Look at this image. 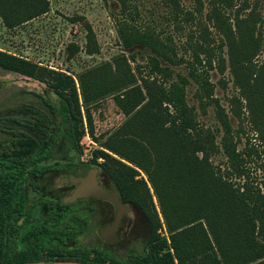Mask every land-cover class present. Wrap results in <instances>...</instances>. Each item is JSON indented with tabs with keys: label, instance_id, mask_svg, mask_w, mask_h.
Returning a JSON list of instances; mask_svg holds the SVG:
<instances>
[{
	"label": "trees",
	"instance_id": "16d2710c",
	"mask_svg": "<svg viewBox=\"0 0 264 264\" xmlns=\"http://www.w3.org/2000/svg\"><path fill=\"white\" fill-rule=\"evenodd\" d=\"M115 1L120 5L117 27L123 47L140 46L153 54L146 78L137 76L131 67L129 60L133 61V57L121 55L112 63L80 74L79 94L72 76L0 51L1 69L45 83L56 97L52 100L38 95L36 105L13 109L0 117V133L7 136L0 139V165L6 167L5 181L0 172V192L4 183L7 189L6 218L0 216V264H264V192L253 173L260 171L264 185V61H258L264 51L259 29L263 24L261 14L247 2L238 6L236 0H209L206 14L223 38L219 48H228L231 71L240 91L234 103L245 101L250 130L258 141L252 146L247 138L240 151V138L226 110L214 97L210 79L214 62L217 60L219 66L224 59L201 44L196 45L192 62L178 57L171 41L138 22L139 13L132 0ZM161 1L176 19L195 16L184 10L180 0ZM49 11V0H0V17L9 29ZM91 33L86 53L95 55L99 50ZM200 51L206 55L205 60L200 58ZM69 52L72 59L75 51L71 46ZM162 61L174 66L186 64L188 77L177 75L174 79L175 71ZM190 79L199 87L202 107L216 108L223 130L220 146L214 132L200 124L196 108L187 101ZM109 95L114 96L126 120L102 146L147 175L169 238L159 234L162 224L147 183L136 179L135 169L99 150L95 157L106 160L100 166L111 176L120 199L138 208L148 222L144 251L119 257L98 247L65 250L63 244L81 234L82 228H51L41 222L32 230L33 236L29 230L28 243L23 248L11 245L10 234L17 238V225L10 207L18 201L20 182L26 181L24 169L33 165L41 172L42 164L53 158L62 140L81 152L82 107L94 136L93 108ZM220 153L227 158L223 168L212 162ZM93 164H97L96 160Z\"/></svg>",
	"mask_w": 264,
	"mask_h": 264
},
{
	"label": "rangeland",
	"instance_id": "374dc122",
	"mask_svg": "<svg viewBox=\"0 0 264 264\" xmlns=\"http://www.w3.org/2000/svg\"><path fill=\"white\" fill-rule=\"evenodd\" d=\"M180 2L184 10L194 13L195 16H180L181 19H176L170 16V9L161 0H132L133 6L139 13L138 22L143 27L154 29L161 38L171 41L178 57L192 62L194 49L196 45L201 44L204 48H209L210 52L216 54L219 59H224L219 66L216 60L215 68L210 71V79L214 85V97L226 110L233 129L240 138L238 150H244L247 138H250L249 145L256 146L258 141L254 139L255 136H252L250 130L245 101L234 103L240 91L231 71L228 48L224 46L222 49L219 48L223 38L216 32L206 16L209 0H180ZM244 2L257 7L261 14L263 24L259 25V29L264 41V0H236L238 6ZM49 3L50 11L47 14L14 29L7 28L0 17V51L72 76L77 83L79 94H81L78 81L80 74L104 63H112L116 57L121 55L134 58L133 61L129 60V63L137 76L146 78L150 75V58L153 56L151 50L140 46L125 49L121 43L117 27L120 5L115 0H49ZM200 11L203 13L200 14ZM232 13L229 11V14ZM228 17L233 19V16ZM91 32L99 50V53L95 55L86 53ZM70 46L71 50L75 51L72 59L69 58ZM200 52V58L205 60L206 55L203 51ZM258 61L259 63L264 61V51ZM162 64L175 71L174 79L177 80V75L188 77L189 70L186 64L174 66L164 61ZM186 89L187 101L190 106L196 108L200 124L214 132L220 146L223 130L216 117L215 106L202 107L198 97L199 87L193 80L190 79V85ZM38 95H46L52 100L56 98L45 83L0 68V117L13 109L19 110L26 106L36 105L39 101ZM80 100L83 105L81 97ZM82 114L84 135L80 141L81 152H76L71 144L62 140L53 158L43 165L49 170L41 173L36 182L33 196L35 195V199L40 201L39 222L55 228L70 226L82 228L81 234L63 244L65 250L75 247H98L119 257L131 252L142 253L144 251L149 226L138 208L130 206L131 211L125 216L124 224L120 227L115 242L107 243L100 237L99 229L114 220L115 210L110 204L90 200L62 204L63 199L69 196L72 190L69 188L67 177L75 175L81 169L98 167L100 169L99 179L103 185L109 189L113 188L115 184L111 176L100 166L105 164L106 160L95 157L96 152L103 150L135 169L138 172L136 179L147 183L162 224L159 234L169 238L157 198L147 175L138 167L102 146L106 138L126 120L117 108L114 96H106L93 108L94 136L90 134L84 107H82ZM65 125L66 122L63 120L61 127L64 128ZM5 138L7 136L0 133V139ZM94 160L97 164H93ZM226 161L227 158L223 153L212 158L214 165L222 168ZM253 173L257 176L256 182L260 184L264 192L260 171L253 170ZM129 220L133 222L125 237L123 233ZM80 221H85L86 225L83 226Z\"/></svg>",
	"mask_w": 264,
	"mask_h": 264
},
{
	"label": "flooded vegetation",
	"instance_id": "af4514ba",
	"mask_svg": "<svg viewBox=\"0 0 264 264\" xmlns=\"http://www.w3.org/2000/svg\"><path fill=\"white\" fill-rule=\"evenodd\" d=\"M52 159V158H51ZM50 159V160H51ZM44 163L42 164L43 170L41 172L38 171L36 166H29L27 168L24 169V173H26V181L24 183L20 182V188L18 189V194L19 198H16V200H18L14 206H11V210H13V220L14 222H16L17 227L15 228V234L17 235L16 239H14L12 237V235L10 234V243L11 245H15L18 246L19 248H23L25 246V244L28 243V239H29V230L31 231V235L33 236V232L32 230L35 231V228L37 226V224L39 223V204L40 201L36 200V196L33 194H35L34 190L36 189V182L38 181V178L40 176L41 173H44V171H48L49 168H46L43 166ZM6 167L4 165H0V172H2L3 174V179L5 181L6 179ZM99 171L100 169L98 167H93V168H87V169H81L78 171V173H76L75 175H69L67 177L68 181H69V188H72L70 195H72L74 193V191L81 185L84 184V181L90 176H94L95 179L97 180L98 184L108 193H112L113 191H117L115 185L113 186L112 189H109L107 187H105L103 185V183L101 182V180L99 179ZM23 184V185H22ZM3 187V191L0 192V216L2 217V219L6 218V185L5 183L2 185ZM118 192V191H117ZM119 195V193H118ZM67 196V197H69ZM66 197V198H67ZM65 199H63L62 204L66 205L68 203L65 204ZM120 199V196H119ZM96 201V202H105L107 204H110L114 210H115V215H114V220L116 218V214H117V210L115 208V205L107 200V199H102V198H97L94 196L91 197H87V198H83V199H78L76 202H81V201ZM121 200V199H120ZM122 201V200H121ZM123 202V201H122ZM74 203V202H73ZM124 203V202H123ZM125 204V203H124ZM128 207V212L124 213L121 219L120 224L118 225L116 231H115V240L117 238V234L119 232L120 227L124 224L125 221V216L127 214L130 213L131 211V207L130 205L125 204ZM114 220L112 222H108L105 225H103L100 229H102L105 226H108L110 224H112L114 222ZM132 220H129V223L127 224V228L125 230V232L123 233V236H127L130 230V227L132 226ZM6 223L4 222V225ZM86 225V223H85ZM83 225V226H85ZM51 228H53V226H51ZM100 229H99V235H100ZM149 236V234H148ZM101 237V235H100ZM102 238V237H101ZM148 238V237H147ZM104 241L105 239L102 238ZM107 242V241H105ZM108 243V242H107Z\"/></svg>",
	"mask_w": 264,
	"mask_h": 264
},
{
	"label": "water",
	"instance_id": "95a60500",
	"mask_svg": "<svg viewBox=\"0 0 264 264\" xmlns=\"http://www.w3.org/2000/svg\"><path fill=\"white\" fill-rule=\"evenodd\" d=\"M97 197L102 199H107L111 201L117 210L116 218L114 222L108 226L100 229V235L108 243L115 242V231L121 222L124 213L128 212V207L119 199L118 192L115 190L112 193L106 192L97 182L94 176L90 175L84 184L79 186L72 195L66 198V203H73L78 199H83L87 197ZM1 264H86L76 261H58L53 263H40V262H26V263H1Z\"/></svg>",
	"mask_w": 264,
	"mask_h": 264
}]
</instances>
